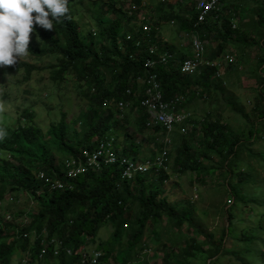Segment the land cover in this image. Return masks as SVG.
I'll return each mask as SVG.
<instances>
[{
  "label": "trees",
  "instance_id": "16d2710c",
  "mask_svg": "<svg viewBox=\"0 0 264 264\" xmlns=\"http://www.w3.org/2000/svg\"><path fill=\"white\" fill-rule=\"evenodd\" d=\"M79 1L96 7L94 22L100 37L92 31L81 34L76 21L77 4L68 0V19L53 21L52 30L34 25L39 44L29 42L27 55L38 60L51 58L50 63L38 67L17 61L4 70L22 71L24 82L32 78L36 69L49 70L50 81L59 89L74 80L79 97L90 109L82 111L72 124L62 112L60 120L50 122L46 131L36 122L32 105L11 114H15L13 126L7 125L6 119L0 121V200H4L6 193L21 190L37 204V210L29 214L30 223L22 227L19 238L13 236V241L7 233L9 223L0 217V264H14L16 255L28 252L27 264H89L82 262V253L95 247L105 253L101 264H140L139 254L147 248L144 240L147 230L156 233V242L160 243L157 229L163 219L179 230L187 225L194 234L189 237L179 234L183 237L180 245L176 244L175 239H180L176 234L169 244L163 243L162 264H188L198 255L206 256L204 264H226V259L228 264H256L257 258L259 264H264V179H259L260 172H264V0H219L218 15L212 14L201 24H196L194 8L178 2H160L156 19L147 21L151 25L147 36L139 25L137 12L129 17L117 0ZM133 1L142 4L141 0ZM237 20L251 22L256 36L242 40L240 28L235 27ZM164 24L176 28L174 37L168 41L160 33ZM126 34L133 36L132 41L127 40ZM193 35L204 43L207 59L220 61L223 66L228 63L229 70L234 66L225 61L227 55L231 56L228 51L234 50L236 56L245 54L250 46L259 51L257 68L251 76L256 80V88L250 110L242 114V128L233 129L208 114L194 118L195 121L191 119L190 125L183 128L186 133L175 131L172 135L174 147L169 157L173 159V171L193 172L204 184L207 178H218L220 190L229 198V204L222 208L225 224L215 241L212 235L204 236L196 228L191 212H183L181 205L172 204L164 196L163 186L170 179L167 171L138 174L126 180L122 178V168L115 164L69 180L58 170L63 158L75 156L83 148L92 149L94 140L112 133L130 138V142L125 138L126 147L117 152L135 159L140 158L142 142L155 144L162 128L147 127L148 115L140 105L144 94L136 79L148 75L146 61L161 53L171 55L168 65H158L153 70L164 100L184 96L186 103L179 109L188 111V104L196 99L206 100L223 91L224 82H219L215 67H204L193 75L181 72L180 64L192 54ZM177 38L190 41L188 53L186 49L181 54L176 51ZM139 40L141 47H136ZM151 46L156 48L153 55L149 51ZM3 98V107H7L9 94ZM119 102L130 104L122 119L115 109ZM227 103L237 113L235 103ZM131 122H134L133 138L123 132ZM178 134L180 144L175 141ZM261 144L263 148L257 149ZM42 171L49 176L58 175L66 188L51 190L36 177ZM187 204L192 206L190 202ZM257 207L263 208L260 223L245 225L239 231L235 221L239 216L251 217ZM103 228L111 231L110 236L106 241H98ZM67 250L72 251L71 255ZM17 264L23 263L20 260Z\"/></svg>",
  "mask_w": 264,
  "mask_h": 264
},
{
  "label": "rangeland",
  "instance_id": "374dc122",
  "mask_svg": "<svg viewBox=\"0 0 264 264\" xmlns=\"http://www.w3.org/2000/svg\"><path fill=\"white\" fill-rule=\"evenodd\" d=\"M75 2L77 4L75 5L77 13L76 21L80 27L81 33L86 34L88 31L97 32L98 26L94 22V7H92V5L87 6L86 4L83 6L79 0H75ZM145 2L147 3V6L142 7V10L147 13L148 17H146V19L148 21L150 18L151 21H154L156 19V14L159 12L157 7L159 6L161 0H145ZM162 3L167 4L169 2L166 0L165 2L162 1ZM125 8L128 10L129 3L126 4ZM141 16L142 15H139L138 18L140 19ZM234 23L235 27H239L241 30L239 34L242 36V40L251 39L252 36H256L254 25L251 22L245 21L241 23V21L239 22L237 20L234 21ZM175 32V26L164 24L160 33L162 38L169 39L174 37ZM240 36L239 38H241ZM30 43L34 46L39 44V36L35 31L30 33ZM174 43L175 45L177 44L175 39ZM232 48L235 49V45H233ZM178 49H182H180V44ZM258 52L259 51L256 46L247 47L245 54H238V56L234 55V50L228 51V54H230L234 59L232 62L234 69H227L228 63H224V66L222 65L223 67L219 76V82H224L221 88L223 91L218 92V94L212 96L211 98H207L206 100L200 98L196 99L194 102H191V104H188V111L192 113L193 120L194 118L201 119L206 117L208 114H211L213 115V119L225 121L233 129L243 127L242 114L250 110L252 103L251 99L254 89L256 88V80L251 78V76L254 74L257 68L256 59ZM179 54H181L180 51ZM50 59L51 58H44L43 60H38L32 59L30 56L26 55L17 61L30 62L31 64L41 67L49 64L50 62L48 61H50ZM4 70H7V67L0 69V121L6 119L7 125H14L13 118L15 114L11 115L12 113H15L17 110H22L26 106L30 105L33 106V112L36 115V122L40 124L44 131L47 130V126L50 122H57L60 120L62 112L66 113L67 122L72 124V120L76 119L82 111L86 112L88 109H90V105H87V103L79 97L78 94H80V91L76 87L77 83L74 80H71L69 85L66 84V89L60 92L54 83L50 81L49 70H34L32 78L26 82L21 80L23 76L22 71L11 72ZM4 94H9V98L6 102L7 107H3V101H5L3 98ZM227 102L235 103L237 113L231 110V107ZM127 112L129 111H126L125 114H128ZM134 115L137 114L135 113ZM184 127L186 126H181L180 128L178 127L175 131H179L180 134H184L182 132ZM76 128L79 130L78 127ZM123 132H128L127 135L133 138L134 122H131V124H129V126L126 127ZM180 134H178L175 140L178 144L181 143L179 140ZM112 136L116 138L117 147L119 144H123L125 138L127 142H130V140H128L130 138L126 137V134L122 133L117 135L112 133ZM173 141L170 154L173 152ZM142 145L143 146L140 147L141 151L139 155L143 158H150L152 152L156 150V147L145 142H142ZM150 145L152 146L150 147ZM119 148L122 151L125 146ZM261 148H263L262 144L257 147V149ZM172 160L173 159H170L169 157L168 163L170 164V167L168 165L167 174L170 176V179L163 186L164 196L167 197L172 204L181 205V207H183L182 209L184 210L183 212L192 213L191 217L194 225L202 235H212L214 237V241L218 240L221 235V229L225 224L222 208L229 204V198L224 196L220 190L221 180L218 178H207V183L204 184L197 180V176L193 172H186L182 174L175 173L171 167L173 164ZM259 179H264L263 171L260 172ZM8 195V193L5 194V196ZM188 202L192 203V206H188ZM7 205L8 201H6V203L4 201L3 209H0V214L3 217L8 216V209H13V212H19V210L22 209L23 211L21 213L27 214L29 207L26 198L17 204ZM240 212L241 211L239 210L238 213ZM262 212L263 208L257 207L251 217L246 218L244 216H239L238 220L235 221L238 230L241 231L245 225L253 226L260 223V214ZM26 218L27 217L23 216L12 220L20 226L21 224L24 226L29 224L30 221L26 220ZM18 220L23 223H19ZM167 222L168 221L166 219H163L162 226L157 229V236H159L161 239L160 243L156 242V233L151 234V229L147 230L146 236L144 237L147 248L139 254L140 264H162V258L164 256V249L162 247L163 243L170 242L169 240L173 239L174 234H176L178 239L180 238L179 240L175 239L176 244L180 245L181 238L183 237L179 236V234L184 235V237H189L194 234L193 231L188 230L187 225H184V227L179 230L173 226H169ZM110 232L111 231L109 229H101L98 234V241L101 239L106 241L110 236ZM126 239L127 238L125 237L124 242ZM183 240L184 239H182V241ZM204 248L207 249V246L204 245ZM176 249H179V247ZM260 249H262V247ZM226 260H224V262L228 264ZM205 261L206 256L198 255L197 258L190 259L188 264H204ZM14 263L17 264L16 262ZM135 263L138 262L136 261ZM256 264H259L258 258Z\"/></svg>",
  "mask_w": 264,
  "mask_h": 264
},
{
  "label": "built area",
  "instance_id": "2783aa9c",
  "mask_svg": "<svg viewBox=\"0 0 264 264\" xmlns=\"http://www.w3.org/2000/svg\"><path fill=\"white\" fill-rule=\"evenodd\" d=\"M165 1V0H163ZM176 3L186 4L188 8H194L197 16L196 24L206 22L212 14L220 12L219 0H175ZM140 26L143 34L148 35L151 32V25L147 23L146 17H140ZM128 39H131L129 36ZM142 42L138 41L137 46H141ZM191 56L185 59L181 65L183 74L193 75L200 73L204 67H215L218 69V76L221 73L222 63L220 61H210L206 56V47L197 35L191 36ZM150 53L155 54L156 48L150 47ZM171 55L161 53L155 59H149L145 63L148 69L146 77L136 79L139 87H142L144 99L141 100V107L144 108L148 115L147 127L154 129L160 127L162 130L156 135L155 156L145 160L134 159L129 156H119L115 152V138L112 136H104L97 141L93 151H84L79 161L68 163L71 168L69 176L76 177L80 173L92 171H100L104 166L118 164L122 168L123 179L132 180L138 174H147L161 171H167L169 162V151L172 145V135L175 130L181 126H185L191 122L192 113L179 107L186 103L184 96H178L172 100L166 101L163 98L160 82L157 74L153 70L158 66H166L170 62ZM226 60L233 62L234 59L227 55ZM220 69V70H219ZM130 93V91H128ZM117 107L120 111H124L130 107L129 103L119 102ZM123 117V114L120 115ZM182 130V129H181ZM185 132V129L182 131ZM61 187V185H58ZM102 252H96L91 259L92 264H99V258Z\"/></svg>",
  "mask_w": 264,
  "mask_h": 264
},
{
  "label": "clouds",
  "instance_id": "9594fccd",
  "mask_svg": "<svg viewBox=\"0 0 264 264\" xmlns=\"http://www.w3.org/2000/svg\"><path fill=\"white\" fill-rule=\"evenodd\" d=\"M117 1L119 2V4L120 3L123 4V9L126 12V14H128L129 17L133 16L135 14V12H137L138 16L142 15V16L146 17L147 13H145L144 10H142V7L147 6V3L145 2V0H141L142 4L140 6L135 4L133 0H117ZM162 1L163 0H161V2ZM165 1H163V2H165ZM168 2L169 3L170 2L175 3L176 1L175 0H168ZM127 3H129L128 10L125 8ZM92 7H94V10H95L96 7L94 6L93 3H92ZM119 7H121V6L120 5L117 6V9H119ZM68 12H69L68 0H0V69H3L7 66L15 65L17 63V60H19L22 57H25L28 54L29 42H30V33H33L35 31L34 25L36 27L43 28L44 30H52L53 29V21L59 23L61 21V18L68 19V16L66 15ZM33 13H35V14L33 15ZM138 16H137V18H138ZM49 17H51V19H49ZM139 21H140V19L138 18V22ZM139 25H140V23H139ZM93 33H95L96 36L100 37L99 36L100 34L98 31L93 32ZM82 35H84V34H82ZM129 36L131 37V39H128ZM126 38L128 41H132L133 36L130 34H126ZM136 47H139V46L136 45ZM18 62H25V61H18ZM61 87L62 88H60V89L57 88L60 92H62L61 90L66 89V86H64V85H62ZM128 108L129 107H127L122 112L118 109L117 105L115 106L116 111L118 110L120 112L118 115L119 119L123 118V117L121 118L120 115L121 114L124 115ZM66 119H67V117H66ZM0 134H2V133H0ZM108 136H112V134H109ZM98 140H99V138L96 139V141L94 140V143H93L94 147L92 149L83 148L77 155L72 156V157H66V158H63V160H61L62 164H61V166L58 165V170L63 174V178L71 180V179H75L77 176H79L81 174H85L89 171L95 172V173L99 172V171L89 170L87 172L80 173L76 177H71V176H69V172H70L71 168L68 166V163H70L72 161L78 162L84 151H93V149L96 147ZM115 142L117 143L116 138H115ZM153 143L154 142H151L148 144L153 145ZM152 145H150V147ZM119 146L117 147V145L115 144V152L117 154H118L117 151L121 152ZM140 146H143V145L141 144ZM152 153H153V155H151L150 158H153L156 155L155 150ZM118 155L119 156H129V155H122V154H118ZM169 155H170V151H169ZM129 157H131V156H129ZM145 159H148V158L142 159L140 157L138 160H145ZM58 164H59V161H58ZM109 166H111V165H109ZM150 173H152V172H150ZM36 177L38 179L42 180L46 185H48L51 190H64L66 188L65 183H63L59 178H57L58 175L49 176L46 172L42 171V172L37 173ZM58 185H61V187H59ZM25 198L27 199L28 204H29L27 214L21 213L23 211L22 209H20L19 212H13V209H8L9 214L7 217H3L0 214L2 221L9 223V225L11 227L9 229V231L7 232L10 235V241H13L15 239V238H13V236H15V235L17 238H19V236H20L19 232L21 231V229H23L22 227L28 225L27 224V225L22 226V224H21V226H20L19 224H17L13 220L17 219V217H23V216L27 217L26 220H31L29 217L30 211L32 213V210L37 208V204L29 194H27L26 192L21 191V190L14 191L11 194L9 193L8 196H5L4 200H0V209L2 210L4 201H5V203H6V201H8V205H12V204H17L19 202H22ZM18 222L23 223V222H20L19 220H18ZM29 223H30V221H29ZM13 227H18V229L15 230ZM95 248L88 250V252H86L85 250L83 251V253H82V255H83L82 262L83 263H86V261H89V264H92L91 259L93 258L94 254L96 252H102V256L99 258V264H101V259L103 258L105 253L102 250H98ZM67 253L71 255L72 251L67 250ZM55 254L57 255V252H55ZM15 258L17 259V261L15 260L16 263L21 260V262L23 264H27L30 260V254H29V252L25 253V254L23 253L22 256L20 254H18L15 256Z\"/></svg>",
  "mask_w": 264,
  "mask_h": 264
},
{
  "label": "crops",
  "instance_id": "0c3cea01",
  "mask_svg": "<svg viewBox=\"0 0 264 264\" xmlns=\"http://www.w3.org/2000/svg\"><path fill=\"white\" fill-rule=\"evenodd\" d=\"M170 39H171V38H169V39L165 38L166 41H168V40H170ZM175 41H176L177 44H178V46H177V44L175 45L176 48H177L176 50H177L178 52H179V51L182 52V51L185 50V49L187 50V53L189 52V48H190V47H189V46H190L189 42H190V41H189V42H185L186 40H184V39L178 40V38L175 39ZM181 43H182V44H181ZM179 44H180V49L182 48V49H181L182 51L178 49ZM141 139H142V138H141ZM141 139H140V141H141ZM125 144H126V141L124 140V142H123L122 145L119 144V145H120L119 147H123V146L126 147ZM141 147H142V146H141ZM140 151H141V148H140ZM152 155H153V153H152ZM140 157L143 159L142 156H140ZM107 240H108V239H107ZM104 264H105V263H104ZM106 264H109V262H107Z\"/></svg>",
  "mask_w": 264,
  "mask_h": 264
}]
</instances>
